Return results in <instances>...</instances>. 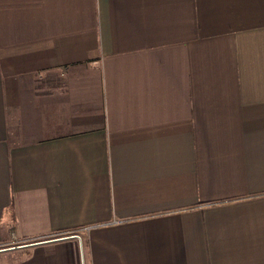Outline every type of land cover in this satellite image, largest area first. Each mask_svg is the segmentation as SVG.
I'll list each match as a JSON object with an SVG mask.
<instances>
[{"label": "crops", "instance_id": "0c3cea01", "mask_svg": "<svg viewBox=\"0 0 264 264\" xmlns=\"http://www.w3.org/2000/svg\"><path fill=\"white\" fill-rule=\"evenodd\" d=\"M0 264H264V0H0Z\"/></svg>", "mask_w": 264, "mask_h": 264}, {"label": "rangeland", "instance_id": "374dc122", "mask_svg": "<svg viewBox=\"0 0 264 264\" xmlns=\"http://www.w3.org/2000/svg\"><path fill=\"white\" fill-rule=\"evenodd\" d=\"M83 229V228H82ZM80 231H86V230H80ZM80 231H77L78 233L80 232ZM73 233H75V232H72V231H61V232H55L54 234H51L53 237H57V236H59V237H61V236H66V235H71V234H73ZM77 234V233H76ZM10 237H11V239H12V241H14V240H16V238H15V235L14 234H10Z\"/></svg>", "mask_w": 264, "mask_h": 264}, {"label": "built area", "instance_id": "2783aa9c", "mask_svg": "<svg viewBox=\"0 0 264 264\" xmlns=\"http://www.w3.org/2000/svg\"><path fill=\"white\" fill-rule=\"evenodd\" d=\"M87 229V228H86ZM13 242V241H12Z\"/></svg>", "mask_w": 264, "mask_h": 264}]
</instances>
